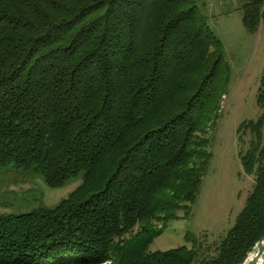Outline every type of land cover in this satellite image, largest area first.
I'll list each match as a JSON object with an SVG mask.
<instances>
[{"label":"trees","instance_id":"16d2710c","mask_svg":"<svg viewBox=\"0 0 264 264\" xmlns=\"http://www.w3.org/2000/svg\"><path fill=\"white\" fill-rule=\"evenodd\" d=\"M241 10L248 32L264 24V0ZM229 78L193 0H0V171L82 180L0 216V264H243L264 237V75L261 114L236 131L254 184L232 228L211 257L188 234L190 249L148 251L197 198Z\"/></svg>","mask_w":264,"mask_h":264},{"label":"rangeland","instance_id":"374dc122","mask_svg":"<svg viewBox=\"0 0 264 264\" xmlns=\"http://www.w3.org/2000/svg\"><path fill=\"white\" fill-rule=\"evenodd\" d=\"M193 1L222 44L230 78L219 113L204 135V149L210 159L197 198L188 213L177 212L176 219L166 224L148 251L164 252L182 246L190 249L192 243L185 239L188 234L195 239L202 258L214 255L254 184V177L243 171L239 155L247 149L250 137H239L236 131L243 122L255 121L261 114L256 96L264 75V24L260 23L254 33L245 29L242 0ZM81 182L79 176L51 188L38 172L18 171L11 164L0 171V216L53 208Z\"/></svg>","mask_w":264,"mask_h":264},{"label":"water","instance_id":"95a60500","mask_svg":"<svg viewBox=\"0 0 264 264\" xmlns=\"http://www.w3.org/2000/svg\"><path fill=\"white\" fill-rule=\"evenodd\" d=\"M254 252L255 254V258L251 259L250 261L249 259V255ZM264 256V237L258 241L255 246L253 247V249L251 250V252L247 255V258L245 259V261L243 262V264H254L256 262V260H258L260 257Z\"/></svg>","mask_w":264,"mask_h":264},{"label":"bare ground","instance_id":"6f19581e","mask_svg":"<svg viewBox=\"0 0 264 264\" xmlns=\"http://www.w3.org/2000/svg\"><path fill=\"white\" fill-rule=\"evenodd\" d=\"M253 258H255V254H254V252H252L250 255H249V261L251 260V259H253ZM263 262H264V256H262V257H260L258 260H256V262L254 263V264H263Z\"/></svg>","mask_w":264,"mask_h":264}]
</instances>
